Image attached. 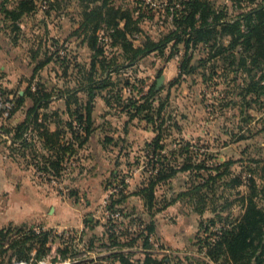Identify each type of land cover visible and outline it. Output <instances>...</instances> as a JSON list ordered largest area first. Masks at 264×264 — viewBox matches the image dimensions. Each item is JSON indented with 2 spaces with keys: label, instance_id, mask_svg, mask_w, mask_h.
<instances>
[{
  "label": "rangeland",
  "instance_id": "obj_1",
  "mask_svg": "<svg viewBox=\"0 0 264 264\" xmlns=\"http://www.w3.org/2000/svg\"><path fill=\"white\" fill-rule=\"evenodd\" d=\"M23 1L8 0V12L0 9V82L6 101L17 104L21 93L40 90L53 98L48 108L51 112L67 110V103L74 109L72 99L64 102L60 97L68 95L77 80L82 79L77 65L87 75L91 73L95 52L90 49L91 34L83 28V14L90 5L83 0H34V10L27 12L19 8ZM182 1L187 0L113 2L134 11L135 20L140 10L145 12L147 18L138 25L142 32L127 36L134 47H140L145 37L159 42L176 29V18L185 9ZM213 2L217 9L228 13L229 20L262 4L261 0L254 4L245 0ZM18 8L23 15L14 20L10 12ZM107 28L102 24L95 36L97 48L112 58L117 48L112 46L113 38ZM229 41L225 37L220 42L227 46ZM186 52L183 43L172 42L138 66L110 76L109 90L96 92L92 139V145H102L111 161L109 165L101 154L105 165L102 169L107 170L102 174L107 196L91 197L85 190L93 182L85 178V168L82 176L76 177L70 175L68 166L59 180L51 181L39 172L60 205L51 208L44 221L35 219L3 228L6 239L0 241V264H81L86 260L120 264L105 259L122 250L118 246L110 248L108 231L118 238L119 245L135 241L131 249L123 252L130 250L136 264H142L147 253L160 261L169 259V264H232L224 258L209 259L200 251V245L210 233H219L224 223L228 227L240 219L248 197L264 209V91L245 96L246 76L229 72L228 64L221 57L211 58L203 45L190 48L192 60L185 70L182 63ZM97 69L100 77L98 64ZM261 75L256 73V82ZM161 77L165 80L157 89ZM151 90L156 131L144 121H130L124 110ZM106 97H111V106H107ZM79 100L86 103L88 95L80 94ZM27 102L33 105L31 100ZM8 127L0 124V132ZM159 133L164 146V151L158 153L161 159L176 162L178 168L190 165L192 169L180 171L156 189L159 202L166 201L170 206L151 217L144 200L131 195L129 187L137 188L133 192L137 193L148 177L157 174L155 169H160L152 154L150 159L143 154L145 143H151ZM8 141L0 136L1 144L7 146ZM93 168L99 173L96 166ZM217 176L222 177L211 180ZM198 186L202 188L197 190ZM125 194H130L127 201L140 198L142 207H127L126 201L111 209L113 199ZM213 221L216 226L206 234L205 227ZM149 224L155 225L156 233L149 235L147 249L143 245ZM46 233L48 241L43 247L41 237ZM213 239L216 237L212 236L210 242ZM24 242L29 259L19 260V251L13 246Z\"/></svg>",
  "mask_w": 264,
  "mask_h": 264
},
{
  "label": "trees",
  "instance_id": "obj_2",
  "mask_svg": "<svg viewBox=\"0 0 264 264\" xmlns=\"http://www.w3.org/2000/svg\"><path fill=\"white\" fill-rule=\"evenodd\" d=\"M90 5L88 10L83 14V28L90 32V49L93 50L94 56L91 63V73L88 75L82 71V66L77 65L79 71L83 73L82 79H78L76 87L69 92L66 102L72 99L74 109L70 103H67L65 112H51L48 108L53 102L44 91L25 92L19 97L17 104L9 111V116H14L26 104L28 100L33 102V107L29 109L26 120L15 128V136L12 138L11 152L31 151L33 156V166L41 173L49 176V181L60 179L65 171V162L76 156L78 149H83L89 142L90 137L95 131L93 123V113L95 110V99L97 91H107L111 86L109 82L113 74L116 75L123 70L138 66L145 58L152 54L159 53L162 49L175 42V45L184 44L187 52L183 61V69L188 70L192 57L188 51L191 47L197 48L203 45L207 48L211 58L221 57L223 62L228 64L229 72L238 75L240 72L246 76L244 82V95L261 93L264 91V0L262 4L247 12H243L233 20H229L228 13L223 9H217L213 0H187L182 1L185 6L181 16L176 18V29L167 37L159 42L151 41L150 37H145L140 47H134L128 41V34L133 32H142L140 23L145 21L146 14L143 10L138 12V19L133 17L132 10L123 9L115 5L114 0H83ZM239 3L244 0H237ZM252 4L259 0H245ZM8 0L0 3L1 12H8L6 9ZM34 0H24L20 3L19 8L31 12L33 11ZM25 7V8H24ZM19 8L10 12L14 20L19 19L23 14ZM120 22H123V28H120ZM105 24L113 38L112 46L117 48L113 53V57H106L107 52L104 49L97 48V38L95 33ZM139 25V26H138ZM94 36V39L92 37ZM229 38V44L226 46L220 42L223 38ZM97 64L101 68L102 75H98ZM78 71V73H79ZM187 72V71H185ZM261 72L260 81L256 82V73ZM80 74V73H79ZM263 82V83H261ZM128 86L129 84L126 83ZM88 95V100L83 103L79 100V95ZM154 91H150L147 95L142 96L138 101L131 102L125 106L127 116L130 121L141 120L148 125L153 126L154 117L152 116V101ZM111 97H106L107 106H111ZM120 102V100H119ZM78 103V104H77ZM40 111H48V113L40 114ZM62 114L68 119H63ZM3 116V115H2ZM55 124L58 128L54 133L50 132L49 125ZM154 127V126H153ZM33 128L37 131V137L34 141H28L24 135ZM155 131H156V127ZM79 129V130H78ZM264 130V129H263ZM2 134L9 136L10 128L2 130ZM161 133L151 142L145 145L143 154L147 159L153 155V162L160 165V169L156 175L148 177L142 189L131 195L142 198L145 207L151 217L157 213L165 211L170 203L166 201L159 202L156 197V189L170 180L175 178L180 171H189L192 169L190 165L177 167V163L164 161L158 153L164 151L161 145ZM40 146V147H39ZM40 149L45 150L48 155L40 154ZM25 156V152L22 153ZM159 157V158H158ZM36 162V163H35ZM149 162H152L149 160ZM264 176V166H263ZM217 177H211L212 181H216ZM112 178L116 179V175L112 173ZM197 190L202 187L198 186ZM256 191V190H255ZM254 191V192H255ZM130 194L119 195L118 199H113L112 208L123 206ZM247 206H243L244 213L240 219L229 223L228 227L223 224V228L219 233H210L200 245V251L205 253L211 260L218 261L221 258L232 261V264H264V209L256 205L251 196L247 198ZM204 203V201L202 200ZM115 211V210H112ZM216 226V222H212L210 226H206L204 231L207 234L211 228ZM148 236L145 238L144 248L149 245V235L156 233V227L149 224L146 227ZM109 234L111 241L110 248L120 247L122 250L113 252L106 260H113L120 264H136L132 261V253H124L123 250L131 249L135 245L132 240L127 245H119L118 238L112 233ZM107 232V234H108ZM34 236V235H32ZM212 236L213 239L210 242ZM41 236L37 237L40 238ZM45 237V238H44ZM4 230L0 231V241L5 240ZM27 241V240H26ZM48 241V234L41 237V245L44 247ZM32 246V245H31ZM13 248L18 252L19 260H28L26 253V242L17 243ZM31 247L28 248V251ZM42 253V252H41ZM169 259H154L152 253L145 254L142 264H169ZM81 264H94L93 260L80 262Z\"/></svg>",
  "mask_w": 264,
  "mask_h": 264
},
{
  "label": "crops",
  "instance_id": "obj_3",
  "mask_svg": "<svg viewBox=\"0 0 264 264\" xmlns=\"http://www.w3.org/2000/svg\"><path fill=\"white\" fill-rule=\"evenodd\" d=\"M23 95L24 94L21 93V96ZM60 98V100L66 102L68 95L65 94ZM30 104L31 103L26 102L25 105L27 107H23L12 117L9 116V111H0V124L9 126L8 128L11 130L9 136L0 132L1 137L9 140L7 146L0 143V231L8 225H22L35 219L44 221V218L49 214L51 208L60 205V203H58L60 201L56 198L57 196L50 193L49 187L42 182L40 178L41 172L36 174L37 171H35L36 169L32 164L34 160L32 152L28 150L21 151L20 148L14 153L11 152L16 148H11L12 138L15 136V128L26 120L27 113L33 106ZM61 112L64 113L65 110ZM44 113H48V111H40V114ZM62 117L65 118L66 116L62 114ZM57 129L55 124L49 125L50 132L54 133ZM37 134V131L31 128L24 137L28 141L35 142ZM94 134L95 132L89 139V145L85 146L83 149H78L77 155L68 159L64 166L65 170L69 166L68 169L72 171L70 175L76 177L83 174L82 170L85 168L84 175H87L85 178H89V180L94 182H92L91 185L88 183L85 190H88L91 197H106L108 191H106L105 186H103L104 177L102 174H105L107 170L102 169V166L105 165H102L104 159L101 155L104 154L106 156V153L102 145L99 144L97 148L92 145ZM23 152H25V156H23ZM40 154L48 155V153L42 149H40ZM104 158L108 161V164L111 165V161L108 160L107 156ZM95 166L98 168L99 173L93 168ZM136 190L137 188L129 187L131 194ZM134 205L142 207V200L137 197L127 201V207H134Z\"/></svg>",
  "mask_w": 264,
  "mask_h": 264
},
{
  "label": "built area",
  "instance_id": "obj_4",
  "mask_svg": "<svg viewBox=\"0 0 264 264\" xmlns=\"http://www.w3.org/2000/svg\"><path fill=\"white\" fill-rule=\"evenodd\" d=\"M14 106V103H7L6 97L4 94V88L2 83L0 82V111H10Z\"/></svg>",
  "mask_w": 264,
  "mask_h": 264
},
{
  "label": "water",
  "instance_id": "obj_5",
  "mask_svg": "<svg viewBox=\"0 0 264 264\" xmlns=\"http://www.w3.org/2000/svg\"><path fill=\"white\" fill-rule=\"evenodd\" d=\"M164 80H165V78L161 77V79L157 83V89L161 86V84L163 83Z\"/></svg>",
  "mask_w": 264,
  "mask_h": 264
}]
</instances>
